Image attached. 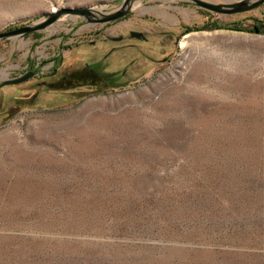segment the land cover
Here are the masks:
<instances>
[{
  "label": "rangeland",
  "instance_id": "obj_1",
  "mask_svg": "<svg viewBox=\"0 0 264 264\" xmlns=\"http://www.w3.org/2000/svg\"><path fill=\"white\" fill-rule=\"evenodd\" d=\"M121 2L0 0V33ZM29 71L0 87V264H264V2L64 14L0 41V84Z\"/></svg>",
  "mask_w": 264,
  "mask_h": 264
},
{
  "label": "water",
  "instance_id": "obj_2",
  "mask_svg": "<svg viewBox=\"0 0 264 264\" xmlns=\"http://www.w3.org/2000/svg\"><path fill=\"white\" fill-rule=\"evenodd\" d=\"M135 1L137 0H122L119 7L109 13H101L98 11L96 12L94 10L91 11L89 9H62L57 12L47 14L46 17L42 20L32 22L30 24L24 25L19 28L1 32L0 41L15 37H24L28 34L42 31L48 26L52 25L60 16L64 14H72L81 17H86L87 21H94L100 24L116 21L124 17L126 14H128L131 11V4ZM187 1H189L190 3L194 4L195 6L201 9L216 14H235V13L246 12L256 8L259 4L264 2V0H238L231 3L214 4L202 0H187ZM96 14H98V17ZM131 34L134 37L140 36L139 33H131ZM33 75L34 72L29 71L18 78L6 80L2 82L0 84V87L5 85L19 84L27 80L29 77H32Z\"/></svg>",
  "mask_w": 264,
  "mask_h": 264
},
{
  "label": "bare ground",
  "instance_id": "obj_3",
  "mask_svg": "<svg viewBox=\"0 0 264 264\" xmlns=\"http://www.w3.org/2000/svg\"><path fill=\"white\" fill-rule=\"evenodd\" d=\"M52 12H53V10H51ZM51 12V13H52ZM185 45H186V42L184 41V40H182V41H180V44H179V46L182 48H184L185 47Z\"/></svg>",
  "mask_w": 264,
  "mask_h": 264
},
{
  "label": "trees",
  "instance_id": "obj_4",
  "mask_svg": "<svg viewBox=\"0 0 264 264\" xmlns=\"http://www.w3.org/2000/svg\"><path fill=\"white\" fill-rule=\"evenodd\" d=\"M193 29H194V27H187V31H191ZM109 78H111V77L109 76Z\"/></svg>",
  "mask_w": 264,
  "mask_h": 264
}]
</instances>
